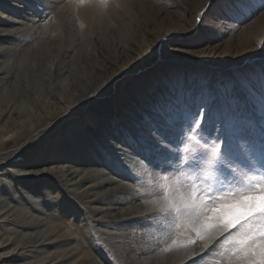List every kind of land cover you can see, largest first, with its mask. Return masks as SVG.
Returning a JSON list of instances; mask_svg holds the SVG:
<instances>
[{"label":"rangeland","instance_id":"374dc122","mask_svg":"<svg viewBox=\"0 0 264 264\" xmlns=\"http://www.w3.org/2000/svg\"><path fill=\"white\" fill-rule=\"evenodd\" d=\"M33 26L48 27L57 47L71 41L60 61L75 67L76 85L66 106L27 110L22 130L0 125V240L16 242L0 256L23 247L0 264H193L203 245L164 252L168 238L143 200L158 195L163 169L193 171L183 118L197 108L209 114L205 139L231 137L242 153L252 151L249 138L257 155L264 147V0H0V28L15 31L0 46L25 47ZM252 73L250 92L235 78ZM164 121L171 143L158 147ZM240 127L248 137L233 136ZM243 165V155L232 161ZM53 189L65 193L54 203ZM23 220L37 223L21 229ZM42 229L54 244L21 238ZM223 243L204 264H219Z\"/></svg>","mask_w":264,"mask_h":264},{"label":"snow or ice","instance_id":"6c2138e0","mask_svg":"<svg viewBox=\"0 0 264 264\" xmlns=\"http://www.w3.org/2000/svg\"><path fill=\"white\" fill-rule=\"evenodd\" d=\"M254 74L235 79L250 92L255 91ZM261 74L264 75V71ZM201 116L197 108L183 118L187 124L184 138L192 143L197 153L193 171L183 175L180 169H176L174 174L168 175L167 168L162 170L160 181L153 185L158 195L143 200L153 211L149 219L158 220L157 231L168 238L164 252L173 248H194L197 243L203 245V253L193 252L189 257L193 264H204L205 256L221 240L224 243L219 264H264V208L252 210L250 207L254 197L264 193V147L257 155L249 138L252 151L242 153L231 137L226 136L223 141L219 136L213 140L205 139L209 114L204 113L203 119ZM157 132L160 139L154 136L153 140L160 147L161 140H168L172 134L168 121H164ZM233 136L245 138L248 131L240 127L234 130ZM241 155L243 170L232 166V161ZM64 195L63 189H53L50 202L54 203ZM179 236L183 239H178Z\"/></svg>","mask_w":264,"mask_h":264},{"label":"bare ground","instance_id":"6f19581e","mask_svg":"<svg viewBox=\"0 0 264 264\" xmlns=\"http://www.w3.org/2000/svg\"><path fill=\"white\" fill-rule=\"evenodd\" d=\"M55 18L57 19V17ZM59 20L60 24L54 23L56 26L59 24L58 26L61 29V24L63 22L61 16ZM3 22H6L4 18ZM33 29L34 26L31 31L23 32L22 34L26 38H29V40H27L29 42H27L28 44L25 47L24 44L26 40H22L21 48L8 45L0 46V54L6 53L7 56H9L7 61H3L5 67L2 65V62H0V81L4 78H9L14 74V79L12 81H6L3 84L0 83V91L3 93V96L0 98V125H2L1 127L3 129H8L12 126L16 130H22L25 128L27 122L23 120V114H27V110L33 107H38L37 102L39 101L43 102L44 107L46 108H53L55 104L56 108L57 106L60 108L61 104L66 106L65 103L70 100L68 92H70L72 87L76 85L74 82V77H76V72L74 70L75 67L71 68V64L68 65V61L66 59L64 61H60L61 54H64L66 49L72 45L71 41H64V37H62L63 39L61 42L64 45L63 47H57L52 40V32L48 27H39L36 31L34 30L35 32ZM57 31H59V29H57ZM16 32L21 31L16 30ZM14 33L15 31L13 32L9 29L0 28V39L6 40L14 36ZM63 33L64 31H62V35H64ZM21 50H25V52L21 55V57L15 58L14 55ZM59 51L62 52L58 54ZM56 74L58 77L61 75L63 79H61V77L60 79H56L58 78ZM75 92L73 93V96H77L78 92ZM97 93L98 92H93L89 95L86 94L87 96L84 97L85 99L83 98L84 100L82 99V102L86 103L91 101ZM45 97L46 100H44ZM53 98H57V101ZM98 110L99 113L102 111L100 109ZM57 113H59L58 109L54 112V114ZM31 115H34L33 121L30 122L34 127V120L37 118V114L31 112ZM4 220L6 221V219ZM21 222L24 223L21 226L18 225L21 229L24 227H31L33 225L35 226V223H37L36 220H23ZM44 232L45 229L37 232L33 231L21 238L26 242L27 240L25 239H28V244H30L29 242L34 243L35 245H32L38 248H44L54 244L56 240L53 238V235L51 233ZM8 240L10 239L6 238V240H0V248L7 247L9 244H12V242L16 243L14 240H12V242H8ZM14 248L15 249H12V251L10 250L7 255H2V257L0 256V263L4 262V258L19 255L20 249H23L21 242L20 244L18 242L17 246Z\"/></svg>","mask_w":264,"mask_h":264},{"label":"clouds","instance_id":"9594fccd","mask_svg":"<svg viewBox=\"0 0 264 264\" xmlns=\"http://www.w3.org/2000/svg\"><path fill=\"white\" fill-rule=\"evenodd\" d=\"M250 207L252 210H260L261 208H264V193H259L255 196Z\"/></svg>","mask_w":264,"mask_h":264}]
</instances>
